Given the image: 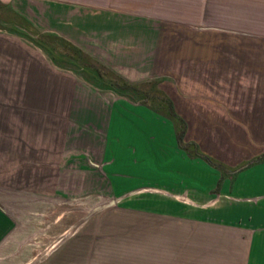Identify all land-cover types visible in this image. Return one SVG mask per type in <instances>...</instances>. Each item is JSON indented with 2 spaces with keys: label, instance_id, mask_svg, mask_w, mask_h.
I'll list each match as a JSON object with an SVG mask.
<instances>
[{
  "label": "rangeland",
  "instance_id": "374dc122",
  "mask_svg": "<svg viewBox=\"0 0 264 264\" xmlns=\"http://www.w3.org/2000/svg\"><path fill=\"white\" fill-rule=\"evenodd\" d=\"M28 1L40 17L44 0ZM51 1L76 6L69 11L80 15L83 23L69 27L77 38L71 42L106 67L99 58L107 61L108 40L92 38V32L98 29L106 37L109 13L116 11L121 16L117 20L133 34L131 42L137 44L132 61L152 64L147 70L135 65L124 75L132 78L131 83L158 82V88L177 103L187 129L190 116L197 134L205 124L215 137L223 134L224 159L235 167L226 176L232 178H227L224 189L212 188L208 195L213 199L207 205H196V213L201 214L197 220L215 207L264 203L259 199L263 193L248 196L243 203L233 189L235 179L264 174V166L236 173L264 154V0ZM4 5L7 8L0 7L4 23L0 27V179L5 184L14 179L13 186L20 189L6 198L17 226L7 238L10 248L5 255L14 254L19 264H123L128 258L130 264H139L140 230L157 223L141 210L156 206L157 196L147 198L149 193L138 189L131 198L119 200L124 194L118 198L109 191L99 178L98 149L103 141L89 132L98 128L104 134L109 120L100 124L96 118L81 117L76 98L82 100L83 87L90 86L69 68H58L29 34L17 32L10 23L15 12ZM97 15L100 26L95 28ZM45 19H39L41 26L50 28ZM31 24L37 33H44ZM136 35L142 39L136 40ZM96 85L99 90L93 91L101 96L100 112L105 116L104 109L108 111L114 98ZM205 113L208 119H200ZM243 132L249 133L253 145L244 147L239 136L236 140L231 136ZM89 161L96 165L94 172ZM190 201L186 193L170 206L193 209Z\"/></svg>",
  "mask_w": 264,
  "mask_h": 264
},
{
  "label": "crops",
  "instance_id": "0c3cea01",
  "mask_svg": "<svg viewBox=\"0 0 264 264\" xmlns=\"http://www.w3.org/2000/svg\"><path fill=\"white\" fill-rule=\"evenodd\" d=\"M0 1L3 2H0L1 4H9V8L15 14L17 13L16 15L30 25L33 23L44 33H53L52 35L59 36L70 43L72 39H77L70 34L69 27L75 24L82 25L83 19L76 12L74 13V10L69 11L71 7L76 8L74 5L44 0L43 12L39 17L37 12L34 13V10H31L28 0ZM115 13L117 12L109 13L108 35L106 37L99 35L100 32L96 29L92 32V38L96 36L97 39L107 38L109 49L107 61L97 57L103 63L106 62L111 71L131 82L132 78L124 74L133 71V66H141L143 70H147V65L152 64H149L148 60L141 65H139L141 61H132V52H134L132 49L137 44L131 42L134 39L133 34L126 31L125 24L117 20V18L121 19V16ZM99 16L101 15H97L95 17L97 19L93 20L96 24L95 28L100 23ZM41 17L47 18L45 20L50 24V28L41 26L39 22ZM2 18L0 12V27L4 24ZM15 30L29 34L18 24ZM136 37V40L142 39L141 35ZM135 54L140 53L135 52ZM93 56L96 57V54L93 53ZM55 65L61 69L69 68L68 70L74 74L81 75L84 83L90 86L83 87L86 92L81 91L82 100L79 95H76L77 100L81 102L83 112L81 117L90 121L96 118L100 124L103 122L102 119L109 120L104 134H101L98 128H94L98 131L94 129L89 131L93 139L97 137V140L103 141L101 148L98 149L97 160L102 167L99 178L104 179L109 191L118 198L124 194L119 200L131 198L138 189H145L144 191L149 193L147 198L152 199L157 196L156 206L141 210L142 215L149 217L150 220L155 219L157 223L144 225L140 230L146 233L142 232L140 236L139 264H264V203L243 206L233 203L215 208L213 206L209 207L213 208L212 210L204 212L202 218L196 219L199 214L196 213L195 208L202 202L207 205V200L213 199L211 194L208 195L212 188L221 185V189H224L226 182L230 180L227 178H232L226 176L235 167L227 164L224 159L223 147H226V144L222 141L223 134L215 137V134L208 132L206 124L204 131L197 134L196 130H193L192 122H190L192 119L189 116L188 129L184 137L187 147L183 148L178 142L172 121L110 89L107 91L114 99L112 104L107 106L108 111L104 109L107 115L103 116L100 112L101 96L93 91V89L99 90L96 82L93 81L96 73L84 74L71 65H66L68 67ZM173 103L176 113L184 120L177 103L175 101ZM116 104L120 105L116 108ZM200 119L206 120L208 115L205 113ZM231 136L234 140L239 136L238 140L244 144V147H246L245 144L253 145L249 133L243 132L240 135L232 134ZM87 157H90V154ZM205 157L232 170L221 172L219 167L211 165ZM90 165L94 172L93 166L96 167V165L89 161ZM260 166H264V163L255 166L247 164L236 173ZM222 176L225 179H222ZM245 176L246 178L243 177L245 179H233L234 193L243 203L247 201L245 198L248 196L264 194V174L257 179L252 178L251 175ZM13 184L14 179L11 184H5L4 179H0V264H19L20 260L14 254L5 255L10 248L8 245L10 241L7 238L13 234L17 226L12 211H9V203L6 202V198L10 195L13 197L15 192H20L19 187ZM186 193L188 200L194 202L190 201L193 209L170 206L172 200L180 196L184 197ZM130 263L129 258L127 262H123V264Z\"/></svg>",
  "mask_w": 264,
  "mask_h": 264
},
{
  "label": "trees",
  "instance_id": "16d2710c",
  "mask_svg": "<svg viewBox=\"0 0 264 264\" xmlns=\"http://www.w3.org/2000/svg\"><path fill=\"white\" fill-rule=\"evenodd\" d=\"M0 7L7 8L6 5L1 3ZM10 23L16 25L18 24L25 28L29 35L33 38L31 39V42L43 50L55 64L74 66L75 68L80 69L84 74L94 75V73H96L93 81L98 83L100 86L102 85L106 89L125 95L134 101L150 107L155 112H159L166 116L175 125L177 139L180 146L183 148L187 147L184 143V137L187 132V124L176 113L172 99L158 88V82L131 83L108 69L106 66L100 64L99 62L97 63L96 60L65 39L52 34L37 33L32 25L16 14H12ZM197 153H199V151ZM205 160L211 165L219 167L221 172L232 170L217 163L211 158L205 157ZM250 163L252 166L263 164L264 154L255 158Z\"/></svg>",
  "mask_w": 264,
  "mask_h": 264
}]
</instances>
